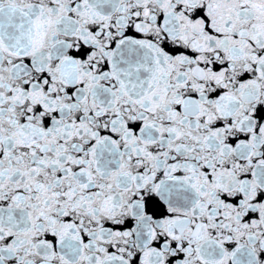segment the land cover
<instances>
[{"label": "snow or ice", "instance_id": "snow-or-ice-1", "mask_svg": "<svg viewBox=\"0 0 264 264\" xmlns=\"http://www.w3.org/2000/svg\"><path fill=\"white\" fill-rule=\"evenodd\" d=\"M0 264H264V0H0Z\"/></svg>", "mask_w": 264, "mask_h": 264}]
</instances>
